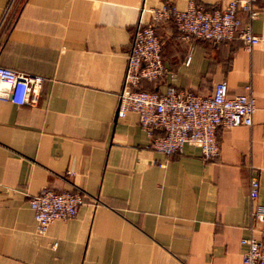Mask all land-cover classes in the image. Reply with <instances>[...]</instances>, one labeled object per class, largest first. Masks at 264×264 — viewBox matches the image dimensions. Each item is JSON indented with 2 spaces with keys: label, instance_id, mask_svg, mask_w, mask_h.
I'll return each instance as SVG.
<instances>
[{
  "label": "crops",
  "instance_id": "obj_1",
  "mask_svg": "<svg viewBox=\"0 0 264 264\" xmlns=\"http://www.w3.org/2000/svg\"><path fill=\"white\" fill-rule=\"evenodd\" d=\"M162 1L21 0L0 23V65L43 77L29 103L0 100V264H243L240 238H264L247 197L255 176L264 204V0L249 48L155 26L164 71L138 88L204 93L224 80L253 98L250 125L219 128L207 158L186 143L156 151L134 111L115 114L133 26ZM43 186L86 199L39 234L28 198Z\"/></svg>",
  "mask_w": 264,
  "mask_h": 264
},
{
  "label": "built area",
  "instance_id": "obj_2",
  "mask_svg": "<svg viewBox=\"0 0 264 264\" xmlns=\"http://www.w3.org/2000/svg\"><path fill=\"white\" fill-rule=\"evenodd\" d=\"M20 1L7 0L0 23ZM257 10L256 0H226L219 9L213 10L192 2L178 9L171 0H163L157 6L143 9L148 18L138 19L131 31L122 85L117 94L116 116H123L127 110L134 111L138 125L148 137V146L165 155L180 151L186 143L198 147L205 158L215 156L219 128L250 125L254 109L250 93H229L224 80L215 82L204 93L176 90L172 85H167L162 92L144 90L138 88V83L140 80L152 81L164 71L155 34L157 24L170 21L182 38L193 35L213 42L236 38L249 48L260 39L250 25ZM238 12L245 15L244 21ZM42 80L39 74L0 65V100L15 105L29 103ZM244 88L249 90L248 85ZM257 195L258 181L255 176H250L247 187L249 217L264 223V204L257 202ZM84 199L86 196L77 189L40 187L28 198L35 231L42 234L54 219L73 217ZM89 200L94 202L91 198ZM240 243L244 245L243 264H264V238L246 236L240 238Z\"/></svg>",
  "mask_w": 264,
  "mask_h": 264
}]
</instances>
